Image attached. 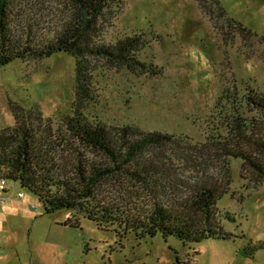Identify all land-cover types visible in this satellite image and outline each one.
I'll list each match as a JSON object with an SVG mask.
<instances>
[{"label":"rangeland","instance_id":"obj_1","mask_svg":"<svg viewBox=\"0 0 264 264\" xmlns=\"http://www.w3.org/2000/svg\"><path fill=\"white\" fill-rule=\"evenodd\" d=\"M18 1L50 22L72 10L69 0ZM219 1L228 16L264 37V0ZM134 34L145 40L138 57L157 65L161 73L137 74L112 61L94 60L92 98L80 109L88 121L169 133L180 143H203L219 115L216 104L224 89L240 90L249 82L264 90V38L244 36L224 20L214 27L196 0H112L100 22L98 40L114 43ZM74 95L71 55L56 52L42 59L15 60L0 67V128L14 124L16 104L21 118H27L37 104L44 118L41 126L63 129V119L72 114ZM224 163L210 172L231 178L229 191L216 206L233 239L210 238L184 245L174 236L164 239L157 233L135 240L130 233L120 241L85 217L79 216L78 226H69L64 223L70 216L65 210L42 213L34 195L19 183L6 181L0 218L8 227L5 232L0 229V252H11L2 246L9 230L16 229L44 242L33 245L27 238L23 242V257L29 259L32 254L35 264H172L175 253L192 257L195 264H264V247L253 257L244 252L250 243H264V182L246 190L250 181L241 178V161L232 158ZM225 212L234 221L225 219ZM28 217L35 219L34 224H28Z\"/></svg>","mask_w":264,"mask_h":264},{"label":"trees","instance_id":"obj_2","mask_svg":"<svg viewBox=\"0 0 264 264\" xmlns=\"http://www.w3.org/2000/svg\"><path fill=\"white\" fill-rule=\"evenodd\" d=\"M196 1L214 27L224 20L244 36L264 38L228 16L219 0ZM18 2L0 0V67L67 53L75 60V95L72 114L58 131L51 124L41 126L44 118L37 104L27 118L19 117L17 104L12 107L14 124L0 128V179L17 182L34 195L42 213L65 210L69 226H78L79 216L85 217L120 241L130 233L135 240L157 233L164 239L174 236L184 245L233 239L216 206L229 191L231 178L210 170L239 159L241 178L250 181L246 190L264 182V90L249 82L240 90L224 89L216 104L219 115L203 143H180L169 133L88 121L80 109L92 98L94 60L112 61L137 74L161 73L138 57L144 37L98 40L112 0H69L71 12L51 22ZM223 215L234 221L228 212ZM262 247L264 243H250L244 252L253 257ZM194 261L175 253L172 264Z\"/></svg>","mask_w":264,"mask_h":264},{"label":"crops","instance_id":"obj_3","mask_svg":"<svg viewBox=\"0 0 264 264\" xmlns=\"http://www.w3.org/2000/svg\"><path fill=\"white\" fill-rule=\"evenodd\" d=\"M4 190H1V193H4ZM10 198V197H9ZM9 198L7 200H9ZM4 199L0 200V206L1 204H5ZM8 205H10V203H8ZM68 215V214H66ZM27 222L28 224H30V221L35 222V219L33 218L30 219L29 217L27 218ZM8 225L3 221V219L0 218V229L5 232L7 230ZM7 237V241H6V246H2L3 249H10L11 252L9 253H2L0 252V264H18L15 263L19 262L22 263L24 262L25 264H35L34 262L36 261L35 258H33V255L31 254L30 258L27 259V255H25V257H23V242L24 240L27 238L28 241H30L33 245H37V244H43L44 242L42 240H40L39 238H30V236H26L21 230H16V229H10L8 232ZM42 242V243H41ZM39 244V245H40ZM1 249V248H0Z\"/></svg>","mask_w":264,"mask_h":264},{"label":"built area","instance_id":"obj_4","mask_svg":"<svg viewBox=\"0 0 264 264\" xmlns=\"http://www.w3.org/2000/svg\"><path fill=\"white\" fill-rule=\"evenodd\" d=\"M5 184H6L5 180H1L0 179V190H4L5 189ZM18 195L19 196H23V192L19 191Z\"/></svg>","mask_w":264,"mask_h":264}]
</instances>
